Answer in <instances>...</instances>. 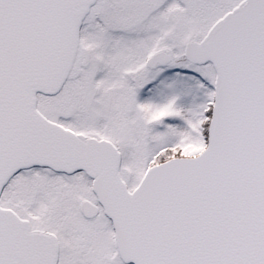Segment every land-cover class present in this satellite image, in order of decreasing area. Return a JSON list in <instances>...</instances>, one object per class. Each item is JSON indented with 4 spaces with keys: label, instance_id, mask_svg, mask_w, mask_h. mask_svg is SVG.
I'll return each instance as SVG.
<instances>
[{
    "label": "snow or ice",
    "instance_id": "obj_1",
    "mask_svg": "<svg viewBox=\"0 0 264 264\" xmlns=\"http://www.w3.org/2000/svg\"><path fill=\"white\" fill-rule=\"evenodd\" d=\"M0 264H264V0H0Z\"/></svg>",
    "mask_w": 264,
    "mask_h": 264
}]
</instances>
